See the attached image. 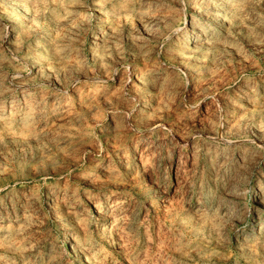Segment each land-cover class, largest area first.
Masks as SVG:
<instances>
[{
	"label": "rangeland",
	"instance_id": "obj_1",
	"mask_svg": "<svg viewBox=\"0 0 264 264\" xmlns=\"http://www.w3.org/2000/svg\"><path fill=\"white\" fill-rule=\"evenodd\" d=\"M0 264H264V0H0Z\"/></svg>",
	"mask_w": 264,
	"mask_h": 264
}]
</instances>
